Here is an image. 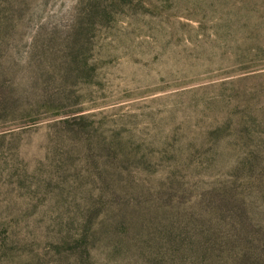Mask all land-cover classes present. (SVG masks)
Wrapping results in <instances>:
<instances>
[{"label": "rangeland", "instance_id": "obj_1", "mask_svg": "<svg viewBox=\"0 0 264 264\" xmlns=\"http://www.w3.org/2000/svg\"><path fill=\"white\" fill-rule=\"evenodd\" d=\"M0 264H264V0H0Z\"/></svg>", "mask_w": 264, "mask_h": 264}, {"label": "trees", "instance_id": "obj_2", "mask_svg": "<svg viewBox=\"0 0 264 264\" xmlns=\"http://www.w3.org/2000/svg\"><path fill=\"white\" fill-rule=\"evenodd\" d=\"M251 50H252V47H251V49L248 50L249 53L251 52ZM249 63H250V65H251V63H254V62L250 61ZM246 69H247V68H246Z\"/></svg>", "mask_w": 264, "mask_h": 264}]
</instances>
